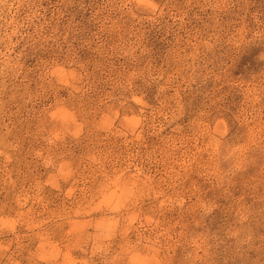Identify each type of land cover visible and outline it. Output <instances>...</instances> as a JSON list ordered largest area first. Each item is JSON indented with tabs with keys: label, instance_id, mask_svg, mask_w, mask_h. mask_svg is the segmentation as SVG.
Masks as SVG:
<instances>
[{
	"label": "rangeland",
	"instance_id": "obj_1",
	"mask_svg": "<svg viewBox=\"0 0 264 264\" xmlns=\"http://www.w3.org/2000/svg\"><path fill=\"white\" fill-rule=\"evenodd\" d=\"M0 264H264V0H0Z\"/></svg>",
	"mask_w": 264,
	"mask_h": 264
}]
</instances>
